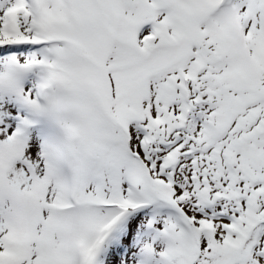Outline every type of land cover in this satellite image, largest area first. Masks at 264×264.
Returning <instances> with one entry per match:
<instances>
[{"label":"snow or ice","instance_id":"1","mask_svg":"<svg viewBox=\"0 0 264 264\" xmlns=\"http://www.w3.org/2000/svg\"><path fill=\"white\" fill-rule=\"evenodd\" d=\"M0 264H264V0H0Z\"/></svg>","mask_w":264,"mask_h":264}]
</instances>
